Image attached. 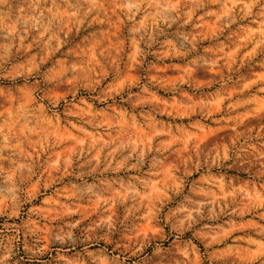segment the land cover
I'll return each mask as SVG.
<instances>
[{
	"label": "clouds",
	"instance_id": "obj_1",
	"mask_svg": "<svg viewBox=\"0 0 264 264\" xmlns=\"http://www.w3.org/2000/svg\"><path fill=\"white\" fill-rule=\"evenodd\" d=\"M0 264H264V0H0Z\"/></svg>",
	"mask_w": 264,
	"mask_h": 264
}]
</instances>
